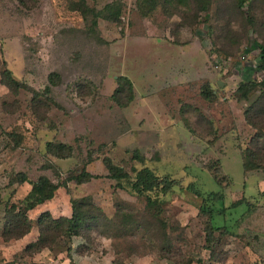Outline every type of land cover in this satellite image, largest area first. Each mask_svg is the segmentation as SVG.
<instances>
[{"label": "rangeland", "instance_id": "1", "mask_svg": "<svg viewBox=\"0 0 264 264\" xmlns=\"http://www.w3.org/2000/svg\"><path fill=\"white\" fill-rule=\"evenodd\" d=\"M80 1L0 0V264H264V138L255 145L264 118L257 133L244 116L260 91L237 98L243 81L263 76L264 0H157L154 9L141 0H86L96 11L88 17L73 11ZM5 69L39 91L57 72L52 102L10 92ZM121 76L135 89L127 108L112 99ZM49 142L73 146L74 156L47 155ZM247 150L261 159L245 173ZM106 158L132 178L150 168L184 189L149 208L127 181L122 189L108 178ZM84 168L98 178L68 181ZM21 172L30 182L67 184L69 194L61 187L28 213L31 232L6 242L8 204L32 188L12 184ZM214 193L223 200L206 202ZM71 199L107 219L68 243L72 258L60 246L28 255L39 215L71 217Z\"/></svg>", "mask_w": 264, "mask_h": 264}, {"label": "trees", "instance_id": "2", "mask_svg": "<svg viewBox=\"0 0 264 264\" xmlns=\"http://www.w3.org/2000/svg\"><path fill=\"white\" fill-rule=\"evenodd\" d=\"M140 2L142 8L144 6H151V9H154L158 4L157 0H141ZM239 6L243 7V3L241 2ZM73 11L81 12L85 17H88L90 12H96L88 5L86 0L75 3ZM142 14L144 17H147L150 15V12H142ZM119 16L120 12L115 18L118 20ZM258 70L263 74L261 81L253 77L250 80L243 81L237 90L238 100H248L251 95L260 91L255 103L244 111L246 123L256 131H258L260 126L257 120L264 118V46L259 49ZM1 83L13 94H18L21 90L30 92L33 96V103L40 101L41 97L52 102L53 88L59 85L60 75L57 72H52L48 77V85L42 91L35 90L33 87L20 81L14 77L12 71L9 69H5L1 73ZM202 96L210 102H213L216 98L214 92L209 88L202 90ZM112 99L121 108L129 107L135 99V89L132 81L125 76L119 77ZM256 137H258V140L255 145L259 147L264 134H256ZM46 153L58 159H69L74 156L75 149L73 146L64 143L49 142L46 146ZM89 159L93 158L90 157ZM247 159H250V162ZM253 159L259 161L261 158H259V154L247 150L242 158L245 173L260 169L259 165L253 164ZM105 164L109 172L108 178L116 180L118 187L122 189H124V181H127L135 195L147 198L149 208L159 207L160 203L163 204L167 196H171V194L184 189L181 181L174 179L168 174L161 179L157 172L150 168L136 171L135 176L132 178L123 168L115 166L109 158L105 159ZM94 178H98V176L90 174L84 168L82 173L78 175H73L72 173L68 181L73 180L76 184L83 185L89 183ZM25 183L32 185L31 191L19 204L9 202L6 210V222L2 233V237L6 242L19 240L27 236L33 228V221L30 219L28 213L51 201L61 187L67 189V193L69 194L67 184H56L45 176L40 177L36 182H30L28 175L21 172L16 174L12 179L13 185L22 186ZM210 197L206 198L205 201L219 202L223 200V194L214 193ZM70 202L72 206L71 217L55 218L49 211L42 212L39 215L37 220L39 236L37 241L28 244L25 248L28 255L40 254L47 250L52 251L60 246L67 247L69 257L72 258V249L68 247V243L76 237H81L85 229L91 230L90 222L97 225L100 219H107L101 209L84 200L77 201L71 199ZM85 209L88 210V213ZM212 228L215 230L222 229L214 226L213 223ZM206 233L207 240L211 243L213 230H208Z\"/></svg>", "mask_w": 264, "mask_h": 264}, {"label": "crops", "instance_id": "3", "mask_svg": "<svg viewBox=\"0 0 264 264\" xmlns=\"http://www.w3.org/2000/svg\"><path fill=\"white\" fill-rule=\"evenodd\" d=\"M65 217H68V216H65Z\"/></svg>", "mask_w": 264, "mask_h": 264}]
</instances>
